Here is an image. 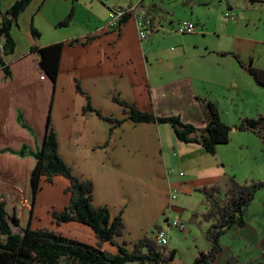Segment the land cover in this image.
<instances>
[{"label":"crops","instance_id":"0c3cea01","mask_svg":"<svg viewBox=\"0 0 264 264\" xmlns=\"http://www.w3.org/2000/svg\"><path fill=\"white\" fill-rule=\"evenodd\" d=\"M34 1L23 15L30 14L33 17L34 25L41 31V37L37 41L28 42L27 48L23 49L18 48V41H15V54L4 57V62L11 63L28 53L33 46L44 48L57 43L78 41L73 47L66 46L61 55L52 125L59 139L63 159L73 168L77 177L93 181L94 204L108 207L113 218L122 216L125 232L120 241H127L128 248L132 250L136 242L152 231L161 217L172 223V212L182 214L183 208L174 206V200H171L173 191L178 193L181 190L191 194L203 186L218 185L221 182L225 184L230 173L219 162L210 161L206 157L208 153L201 146L181 143L177 137L176 142L172 133L161 125L126 121L122 126L111 130V125L96 115H85L87 99L78 92L77 81L95 109L105 116L118 119H124L127 115L114 102L115 96L141 110L159 116H180L185 123L204 128L206 115L204 111H197L202 105L197 97L203 98L204 93L211 97L218 87L224 93L236 91L237 97H244L242 89L238 87L240 77L249 82L253 95L258 97L252 100L256 101L253 105L258 109L259 105H264V89L248 77V71L241 67L234 56H222L221 53L235 54L245 65L252 62L254 66L264 69V5L259 7L261 11L257 19L244 12L243 23L238 18L236 21H228L232 32L227 41V49L205 46V53L193 60L195 71L186 72L181 68V75L174 77L170 71V60L160 51L161 33L176 34L174 29L183 21H191L196 25L193 35L203 33L198 28L203 26L200 20L187 18L175 24L173 17L162 20L150 13L147 16L155 24L160 22L163 30L155 31L145 41H141L134 16L121 22L119 27L107 26L111 9L137 3L140 7V0H42L39 7L38 2ZM143 2L146 3V0ZM248 2L256 7L255 3L258 1L245 0L244 8H247ZM32 4L35 9L33 13H28ZM155 4L152 2L148 5ZM143 7L148 10L153 6L144 4ZM138 8L137 13L143 14ZM227 8L235 10L234 7ZM71 11L74 14L71 24L66 28H58L57 25ZM0 17L1 24L3 18ZM16 28L14 26L12 30L13 38ZM32 38L35 39L33 36ZM186 51L183 48L179 53L180 60L187 58ZM171 95L175 100L188 101L187 107L169 114ZM189 108L193 111H188ZM187 117L192 120H187ZM194 117L198 122L194 121ZM239 143L244 145L242 141ZM174 153L177 155L174 156ZM175 157L176 161L173 159ZM201 161L204 162L200 163ZM178 170L207 177L209 185L195 186L191 183L182 187V183L187 185L192 176L181 183ZM230 177L235 178L236 175L231 173ZM68 186L69 181L62 177L56 178L53 184L42 181L32 228L46 227L64 237L96 245L97 240L91 228L74 222L62 225L53 223L54 211H60L69 204L70 195L65 193ZM259 200H264L263 195ZM261 209L255 208L249 219H245L248 221V228H251L256 216L261 219L263 214L260 216V213H264V207ZM207 211L205 201L200 214ZM168 225L163 228H168ZM14 230L18 233V230ZM250 239L249 237L248 240ZM104 248L117 252L116 248L108 244ZM263 261L264 255L262 257L249 253L242 264H258Z\"/></svg>","mask_w":264,"mask_h":264},{"label":"trees","instance_id":"16d2710c","mask_svg":"<svg viewBox=\"0 0 264 264\" xmlns=\"http://www.w3.org/2000/svg\"><path fill=\"white\" fill-rule=\"evenodd\" d=\"M32 1L11 0L13 4L5 15L0 5L3 18L0 24V264H176V250L169 245H160L155 239L156 233L164 230L160 223L136 242L132 250L127 241L121 242L125 232L122 216L113 218L108 207L95 205L93 181L77 177L60 154L59 139L52 125L53 102L62 52L66 46L73 47L78 41L44 48L33 46L11 63L4 62V57L16 52L12 30ZM73 16L71 11L57 27H68ZM129 18L125 16L122 22ZM31 34L35 39L41 37L33 20ZM221 55L234 56L255 83L264 89V69L252 62L245 65L235 54ZM77 90L87 99L84 114L96 115L109 123L111 130L126 121L168 124L181 143L197 144L213 157L218 146L230 141L232 128L222 121L218 107L205 98L197 97V100L207 109L206 126L197 128L185 123L180 116H159L118 96L114 97V102L127 116L124 119L105 116L93 107L78 81ZM237 129L255 134L264 143V114L242 119ZM58 177L69 181L65 193L70 195V201L64 209L54 211L53 223L74 222L91 228L96 245L64 237L46 227L32 228L42 181L53 184ZM224 185V188L212 185L197 189L205 196L208 206L202 217L211 222L206 238L212 248L209 252H199L194 264L216 262L223 250L222 237L234 226L246 225V210L256 194L264 190V180L261 179L240 183L234 177H228ZM165 223L169 224L166 218ZM107 244L117 252L105 249ZM258 264H264V261Z\"/></svg>","mask_w":264,"mask_h":264},{"label":"rangeland","instance_id":"374dc122","mask_svg":"<svg viewBox=\"0 0 264 264\" xmlns=\"http://www.w3.org/2000/svg\"><path fill=\"white\" fill-rule=\"evenodd\" d=\"M41 1L42 0H35L34 2H38L39 7ZM256 1H258L255 3L256 7H253L254 4L252 2H248L247 8H244V5H246L245 0H146V3L140 0L139 2H141V5L138 10L143 11L145 13L143 14L146 16L150 13L159 16L162 20L171 19L173 17L175 24L181 19L192 18L194 21L200 20L199 22L203 25L202 28L198 26L200 30L202 29L203 33L198 31L199 33L196 35L161 33L159 42L160 51H162L164 57H168L170 60L171 75L177 77L181 75V68L186 72L195 71L193 60L198 59L205 53V46H207V48L227 49V41H229V36L232 32L228 21L240 19L241 23H243L245 16L242 15V13L244 12H247L249 17L257 19L261 11L259 7L264 5V3H262L264 0ZM152 2L156 4L148 5L152 4ZM11 3V0H0L4 15ZM144 4L153 7L145 10V7H143ZM228 6L230 8L234 7L235 10H229L227 8ZM34 9L35 5L32 4L28 13H33ZM32 19L33 17L30 16V14H22V17L18 19L14 40L18 41V48L20 47V49L27 48L28 42L30 41H37L33 39L31 35ZM34 27L37 29L35 25ZM37 30L41 34V31L39 29ZM183 48L187 49V58L180 60L178 57ZM188 61H190V63L187 64ZM248 75L252 80L253 78L251 75ZM238 84V87L243 91L244 97H237L236 91L224 93L220 87L216 89V93L213 91L211 97H208V94L204 93L205 95L203 98L206 99L208 97V101L219 107L218 109H220L219 112L220 116L222 115V121L224 120L223 122L232 128L229 143L217 147L215 158L208 154H206V157L211 159L210 161L219 162L226 167L230 176L231 173L235 174L237 182L245 183L253 179L264 180V143L255 134L251 132H241L237 129L242 119L257 118L259 115L264 114V105H259L258 109L263 112L260 113L257 106L253 105L256 101L252 100H256L258 97L253 95L249 82L240 77ZM236 89L239 90L238 88ZM169 99L171 101L168 105L170 106L168 107L169 114H171L170 112L178 111L179 108L184 109V107H187L188 101L175 100L172 95ZM201 104V108L197 111H204L207 116V109L203 103ZM191 110L190 108L188 109V111ZM190 117H187V120H192ZM194 121L198 122L196 117H194ZM161 126L167 128L174 136V140H176V134L172 126L168 124ZM241 141L244 145H240L241 143L239 142ZM176 142H178V140H176ZM173 152L172 150L171 155H173ZM178 153L179 151L177 154ZM174 154V156L177 155L176 153ZM173 159L176 161L177 158L175 157ZM203 162L204 161H201L200 163ZM196 163L198 164L199 161ZM178 173L179 175L181 174V176H178L181 183L186 182L188 180L187 178L192 176V179L187 185L182 183V187H187L191 183H194L195 186L209 185V183H207V177H202V175L196 173L190 175L187 170H178ZM218 186L224 188V182L218 183ZM262 195L264 197V190L256 194L251 206L245 212V219H249V215L251 212L253 213L255 208L257 210L260 209V211L262 210L261 208L264 207V200H259V197H262ZM221 198L224 200L223 195ZM173 205L183 208V212L182 214L176 211L172 212V222L177 221L185 228L183 231L174 227L170 229L169 246L171 249L176 250V264H194L199 252H209L212 248V244L206 238V233L211 226V222L205 221L202 217L203 214H200V211L205 206V196L199 191H192L191 194H186L180 190L176 194ZM261 214H263L261 219L259 216L253 219L251 228H248V221L245 220L247 222V225H245L246 227L236 225L222 237L221 245L223 250L218 255L215 264H242L245 262V258L249 253L261 255L263 257L264 213H260V216ZM259 219L260 222L257 223ZM159 223L167 227L165 217H161ZM252 229H255V231L253 232ZM249 237L251 238L250 240H248Z\"/></svg>","mask_w":264,"mask_h":264},{"label":"built area","instance_id":"2783aa9c","mask_svg":"<svg viewBox=\"0 0 264 264\" xmlns=\"http://www.w3.org/2000/svg\"><path fill=\"white\" fill-rule=\"evenodd\" d=\"M138 7H139V3L129 7H121V6L114 7L109 12L107 26L113 28L119 27L120 23L122 22L125 16H130V17L134 16L139 33V38L141 41H145L155 31L163 30V27L160 25L161 24L160 22H158L157 25L152 21L150 17L137 13ZM174 31L180 35H193L196 31V25L191 21H183L178 25L176 29H174ZM176 194L177 191H173L171 193V200H175ZM173 227L178 228L181 231H183L185 228L184 226H182V224H179V222L177 221L169 223L168 228L160 232H157L155 235V239L160 245L162 246L169 245V239H170L169 229Z\"/></svg>","mask_w":264,"mask_h":264}]
</instances>
